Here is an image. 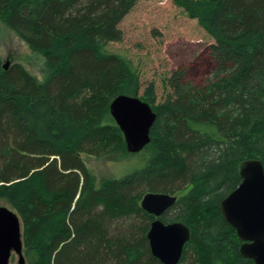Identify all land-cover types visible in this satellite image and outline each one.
<instances>
[{
  "label": "trees",
  "instance_id": "16d2710c",
  "mask_svg": "<svg viewBox=\"0 0 264 264\" xmlns=\"http://www.w3.org/2000/svg\"><path fill=\"white\" fill-rule=\"evenodd\" d=\"M138 1L0 0V18L48 68L40 81L0 54V204L22 219L28 264H164L141 206L150 191L178 196L161 216L190 228L178 264H256L221 202L243 161L264 165V0H176L214 40L211 73L197 83L176 68L160 99L147 81L140 97L157 118L132 152L145 164L97 184L82 155L128 151L110 104L143 87L132 60L109 48Z\"/></svg>",
  "mask_w": 264,
  "mask_h": 264
},
{
  "label": "rangeland",
  "instance_id": "374dc122",
  "mask_svg": "<svg viewBox=\"0 0 264 264\" xmlns=\"http://www.w3.org/2000/svg\"><path fill=\"white\" fill-rule=\"evenodd\" d=\"M124 38L112 42L109 48L126 55L141 72L144 90L147 81H155L159 99L164 91V80L180 66L188 70V77L197 83L206 81L212 61L208 47L214 41L197 19L191 18L176 0H139L120 23ZM0 54L4 63H22L38 80L45 79L48 68L45 56L31 49L0 18ZM140 153V152H139ZM139 153L122 151L109 155L82 157L94 181L120 178L144 166ZM6 205V204H0ZM18 255L13 253L10 264H16Z\"/></svg>",
  "mask_w": 264,
  "mask_h": 264
},
{
  "label": "water",
  "instance_id": "95a60500",
  "mask_svg": "<svg viewBox=\"0 0 264 264\" xmlns=\"http://www.w3.org/2000/svg\"><path fill=\"white\" fill-rule=\"evenodd\" d=\"M9 62L4 64L7 69ZM110 112L124 133L127 149L139 152L150 143L151 128L157 118L152 104L138 95L121 93L110 104ZM241 183L221 202L225 219L242 240L240 252L256 264H264V165L259 159L240 165ZM176 194L147 192L141 206L154 216L147 233L152 253L164 264H178L190 228L181 221L164 222L162 214L177 201ZM23 222L16 210L0 205V264H10L13 253L16 264H28L24 254Z\"/></svg>",
  "mask_w": 264,
  "mask_h": 264
}]
</instances>
